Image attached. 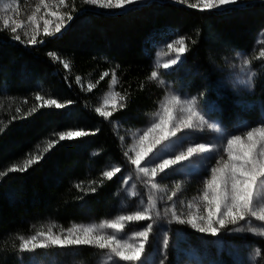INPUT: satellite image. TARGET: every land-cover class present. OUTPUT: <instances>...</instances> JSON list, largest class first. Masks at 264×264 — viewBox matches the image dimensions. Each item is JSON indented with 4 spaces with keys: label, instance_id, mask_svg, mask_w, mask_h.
I'll return each mask as SVG.
<instances>
[{
    "label": "trees",
    "instance_id": "16d2710c",
    "mask_svg": "<svg viewBox=\"0 0 264 264\" xmlns=\"http://www.w3.org/2000/svg\"><path fill=\"white\" fill-rule=\"evenodd\" d=\"M64 11H71L73 19L52 37L40 34L43 42L36 45L22 42L23 35L16 41L9 31H0V171L13 164L22 167L30 154L44 152L47 143L57 139L55 133H90L60 141L27 171L0 176V264L22 263L24 252L13 247L18 234L28 237L51 222L64 228L100 223L115 214L121 174L133 166L128 165L113 122L125 128L142 127L156 110L165 86L148 77L155 68L160 40L190 38L181 64L171 73L159 70L160 77L223 107L219 116L224 122L257 116L258 110H249L247 103L264 107V61L253 59L251 69L257 75L251 93L239 96L219 80L225 60L236 51L249 59L255 56L256 36L264 29V0L219 11L193 9L177 0H150L118 13L69 0ZM49 52L69 62L70 68L53 60ZM105 72L109 75L101 79ZM113 72L116 89L127 99L122 102L125 107L105 119L95 108ZM86 85L94 87L89 91ZM36 94L66 106L25 115L42 103L35 100ZM116 167L121 171L112 179L102 177L103 171ZM93 187L95 192L90 191ZM259 246L264 248V241ZM42 251L30 257L39 262ZM96 257L90 246L78 250V260L84 264H92Z\"/></svg>",
    "mask_w": 264,
    "mask_h": 264
},
{
    "label": "snow or ice",
    "instance_id": "6c2138e0",
    "mask_svg": "<svg viewBox=\"0 0 264 264\" xmlns=\"http://www.w3.org/2000/svg\"><path fill=\"white\" fill-rule=\"evenodd\" d=\"M84 2L103 9L122 10L135 4L137 0H84ZM177 2L201 11H219L227 6L236 5L239 0H195L192 3H189V0H177ZM18 7L16 0H10V2L0 0V14H4L0 15V19H2L0 31L10 30L12 38L21 41L22 36L18 30L24 29L23 36L26 39L22 42L28 45L43 42L38 39L41 34L39 20H43V36L52 37L60 33L73 19L71 11H61V8L69 7V0H39L35 10L27 17V25L23 22L16 23L6 15L10 10L16 11ZM41 7L46 10L45 15H50L54 19H45L44 16H40L38 20L37 13ZM51 7H55L56 10L51 11ZM188 40L190 38L180 36L167 43V51L162 54L158 53V55L174 53L175 58L167 59L159 66L168 69L177 65L184 54L189 51ZM191 43L194 44L195 41H191ZM48 55L53 60L61 62L65 69L70 68L69 62L61 60L56 53L49 52ZM253 59L264 60V48L252 59L244 57L242 60V68L247 73L246 84L249 90L254 87L257 75L249 70ZM107 75L109 73H103L101 79ZM112 77L113 83H115L114 72ZM76 79L79 83L80 77ZM148 79L164 83L159 72L155 69L150 73ZM92 87L94 85H89L88 90L91 91ZM109 95L111 99L106 98L103 103L105 106H110L111 111L104 110L103 107L95 108V112L105 119L110 118L113 112L125 107L122 102L127 99L126 95H121L119 92H111ZM35 100L42 101V103L30 109L25 115H31L44 107L59 109L66 106L56 99H45L40 94L35 95ZM20 111V108L16 109V112ZM152 116L153 121L150 126L142 130V134L141 130L132 133L133 143L123 153L128 161L135 166L137 176L151 189L161 190L160 185L156 182V178L160 174L167 175L178 167L191 166L192 161L197 158H212L206 154L215 153L219 156L215 164L206 169L209 175L203 180L200 194L187 203L181 201L179 213L175 204L166 210L171 214L169 222L187 224L200 233H207L215 237L222 230L228 229L230 225H237L243 221L250 226L246 229L235 228L232 231L246 230L254 235L264 237V124L251 128L242 125L246 129L245 131L224 137V143L219 146L200 143L185 147V137L190 136L192 132H203L207 129L219 134L222 131L218 123L206 119L197 106V97L183 98L174 92H165ZM2 130L0 129V131ZM89 134L83 130L55 133L57 139L49 141L44 152L52 149L60 141L73 140ZM120 139L124 138L120 137ZM38 148L39 146H37V151ZM44 152L30 154L22 167L13 164L7 170L0 171V176L7 175L8 172L27 171L33 164L43 159ZM142 162L152 166H142ZM120 171L121 169L116 167L103 171L101 175L104 179L110 180ZM100 183L102 184L103 181ZM124 183L127 184L128 180L126 179ZM184 183V181L174 182L173 190L167 196V200L172 201L173 197L182 190ZM77 187H81V185H77ZM164 190H167V186H164ZM90 191L95 192L96 188L93 187ZM129 195L134 196L136 193L130 192ZM201 204L203 209L200 207ZM155 207V198L150 196L148 206L143 210L127 215H118L114 219L103 220L99 224L74 223L64 228L51 222L46 230L42 227L28 237L18 234L15 237L18 244L13 243V247L18 248L21 252H35L37 249L91 246L103 252L105 259L101 264H121V262L137 264L142 261L153 224L149 223L131 235L122 236L121 233L133 222L152 220L151 210ZM183 208H187L188 211L185 213ZM193 208H195V212ZM167 244L168 240L165 238L163 246L166 248ZM257 255H259V251Z\"/></svg>",
    "mask_w": 264,
    "mask_h": 264
},
{
    "label": "rangeland",
    "instance_id": "374dc122",
    "mask_svg": "<svg viewBox=\"0 0 264 264\" xmlns=\"http://www.w3.org/2000/svg\"><path fill=\"white\" fill-rule=\"evenodd\" d=\"M148 1L150 0H137L135 4L129 5L122 10L103 9L90 4H88V6L98 11L118 13ZM192 1L195 2V0ZM247 1L248 0H239L236 5L230 6L244 5ZM4 2H10V0H4ZM38 2L39 0H16V3L19 5L18 9L16 11L10 10L6 13V15L10 20H14L16 23L23 22L27 25V17L35 10ZM50 10L55 11L56 8L51 7ZM61 11H64V8H61ZM45 12L46 10L41 7L40 11L37 13V19L39 20L40 16H44L45 19H54L50 15H45ZM39 25L41 28V34H43V20H39ZM0 26H2V19H0ZM7 31L10 32V30ZM18 31L21 35H23L24 29ZM176 39L177 38H173L168 41L160 40L158 42L155 57L153 59L154 69L158 72L160 70V72L171 73L175 67H178V65L181 64L182 59L177 65L168 69H164L159 66L166 62L167 59L175 58L174 53H169L168 55H158V53L162 54L166 52L167 43ZM262 48H264V29L256 36L255 47L253 49V52L255 53L254 55L256 56ZM244 57H248L245 52L236 51L225 60V67H223L219 72V80L222 86L239 96H242L244 93L252 92V89L249 90L246 84V70L242 68V60ZM249 70L253 71L251 66ZM161 80L164 81L162 85L165 87L160 100L163 98L165 92H174L183 98L197 97L190 94L181 86L173 87L168 81H166V79H164V77L163 79L161 78ZM116 85V80L115 83H113V77H111L108 86L99 96L96 108L103 107L104 110L111 111V107L105 106L103 102L106 98L111 99V96L109 95L111 92H119L116 89ZM88 86L89 85H86L85 87L88 88ZM206 98L207 97H197V106L205 115L206 119L218 123L222 131L219 134L207 129L203 132H192L190 136L185 137V147L200 143L219 146L224 143V137L233 134H240L245 131L246 129L242 127V125H247L248 128H251L264 124V107L261 103L258 105L254 103H247L246 105L249 110L257 109V116L256 113L255 116L250 118L237 116L230 123H226L224 122L223 116H219V113L223 114L224 108H221L219 105H215L213 102L207 101ZM153 119L154 118L151 113L147 123L144 126L137 128H125L113 122L115 132L121 142L124 152L127 151L129 146L133 143L132 133L137 130H141L142 134V130L150 126ZM189 131L191 132V130ZM120 137H123L124 139L121 140ZM206 155L211 156L212 158H197L192 161L191 166L182 168L178 167L176 170L170 171L167 175L160 174L156 178V182L161 188L159 191L151 189L142 182L135 172L134 165H132L133 168H125L124 172L121 174L122 187L119 194L120 200L116 209L117 211L110 217V219H114L118 215H127L138 210H143L148 206V198L150 196L155 198L156 207L151 210L153 219L149 221L133 222L130 226L125 228L123 233H121L122 236L131 235L133 232L146 227L147 224H153L149 242L146 245V251L142 257V261L137 262V264H161V262H163V264H263L262 252L264 248H261L259 245L260 242L264 241V237L254 235L246 230L232 231V229L235 228L246 229L250 226L246 222L242 221L237 225H230L228 229L222 230L221 233L215 237L207 233H200L187 224L169 222L171 214L166 211L168 208L175 204L179 213L181 211V201L187 203L192 200L193 197L200 194V190L203 186V180L209 175L206 169L213 166L216 159L219 158V156L215 153ZM129 164L131 163L128 161V165ZM142 166L150 167L152 165H147L145 162H142ZM126 179L128 180L127 184L124 183ZM178 181L185 182L182 190H180L177 195L173 197L172 201L167 200V196L171 194V191L173 190L174 182ZM164 186H167V190H164ZM130 192H134L136 195L130 196ZM161 197H163V199H161ZM200 207L203 209L202 204ZM183 211L186 213L188 209L183 208ZM193 211L195 212V208H193ZM157 213H159V215H157ZM202 214L205 213L202 212ZM92 223L99 224L94 221L80 224L87 225ZM108 231L111 232V230ZM165 238L168 240L166 248L163 246ZM80 247L81 246H72L65 249H37L35 252L43 250L40 252L42 257L38 258L39 262L30 257L31 253L35 252H24L21 264H84L78 260V250ZM91 248L97 254V257L92 264H101L102 260L105 259L103 252L94 247ZM258 251L259 255H257ZM121 264H124V262H121Z\"/></svg>",
    "mask_w": 264,
    "mask_h": 264
}]
</instances>
